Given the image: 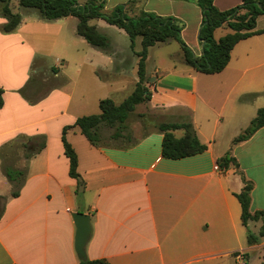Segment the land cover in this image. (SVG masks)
Masks as SVG:
<instances>
[{
  "label": "crops",
  "instance_id": "obj_1",
  "mask_svg": "<svg viewBox=\"0 0 264 264\" xmlns=\"http://www.w3.org/2000/svg\"><path fill=\"white\" fill-rule=\"evenodd\" d=\"M129 1L106 0V9ZM213 1L223 10L242 0ZM11 8L18 9L22 19L14 31L4 32L7 18L0 15V148L19 134H46L47 139L30 159L22 152L11 163L27 168L17 196H12V183L2 167L6 156L0 157V264H79L73 211L91 215L86 244L90 259L106 258L111 264H261L263 248L259 261L252 262V257L264 235L253 232L259 233L263 218L244 225L235 193L251 180V210H264V125L245 140L234 138L256 116L257 100L264 95V33L240 40L226 67L215 73L186 63L176 68L155 62L148 70L155 44L150 46L146 72L155 76L148 86L150 105L170 112L176 121L191 119L208 148L173 159L162 155L159 129L127 145L96 146L73 126L66 137L86 182L78 195V181L69 174L63 127L78 116L100 113L102 98L120 103L138 80V58L115 52V42L109 51L90 44L77 33L74 15L47 20L34 8ZM134 8L178 17L184 41L201 54L202 12L196 0H134ZM94 19L108 23L103 18L89 22ZM91 24L102 31L99 21ZM262 27L264 14L257 18L256 28ZM219 29L231 31L224 25L214 35ZM49 58L56 63L48 65ZM38 61L53 67L56 83L30 101L21 89L43 84L32 80ZM173 132L180 137L184 129ZM227 152L238 165L222 169L217 158ZM240 232L258 238L250 243L247 236V243L241 244Z\"/></svg>",
  "mask_w": 264,
  "mask_h": 264
},
{
  "label": "trees",
  "instance_id": "obj_2",
  "mask_svg": "<svg viewBox=\"0 0 264 264\" xmlns=\"http://www.w3.org/2000/svg\"><path fill=\"white\" fill-rule=\"evenodd\" d=\"M11 1L0 0V15L7 18V21L1 27L4 32L14 31L22 19L20 12L12 11ZM18 2L22 8L38 10L41 17L47 20L68 15L76 16L78 18L77 33L90 44L104 51L110 49L109 38L96 25L89 22L92 18H103L108 23L123 28L130 38L132 49L135 48L136 38L142 36V48L136 51L138 56V80L131 93L120 103H116L110 97L102 98L99 101L100 113L78 116L74 124L63 127L62 141L65 154L69 158V174L78 181L76 188L78 195L83 192L86 182L78 171V155L74 146L66 137L67 130L73 126H78L87 139L96 146L109 144L104 141V126L115 127V131L110 134V138L127 135L129 126L126 124V120L139 103L147 102L152 97L151 90L145 84L149 79L146 72V59L150 46L158 42L177 40L182 48L183 60L186 64L200 72L215 73L226 67L232 49L240 40L264 33V27L256 28L258 16L264 14V0H242L235 6L223 10L219 9L213 0H196L202 12V23L198 33V38L203 45L201 54H196L184 41L181 35L184 25L178 17L161 15L146 10H141L138 14H130L129 6L134 4V0L117 4L111 10L106 9V0H85L84 2L80 0H18ZM224 25L228 26L231 31L216 39L214 31ZM21 91L26 95V86ZM3 92L4 89L0 87V108L4 102ZM28 100L35 101L30 97H28ZM263 125L264 107H259L256 116L251 119L249 125L243 131L235 136L234 142L249 138ZM179 128L184 129V134L177 137L173 131ZM158 129L163 133L162 155L164 157L178 159L201 153L208 148V145L198 137L191 119L162 121L159 123ZM46 139V134L31 136L19 134L0 148V157L5 156L12 147H15L23 149L24 157L30 159L45 147ZM217 164L222 169H228L231 165H238V161L235 156L227 152L217 158ZM2 167L5 175L12 183V196L19 195L20 189L26 180L27 168H17L5 161L2 163ZM252 188V181L245 180L244 187L235 195L241 203L243 224L247 226L249 221L263 218L259 234L264 235V210H255L254 212L251 210ZM257 238L252 232L248 233L250 243L255 242ZM79 264L111 263L106 258H86L79 259ZM261 264H264V258Z\"/></svg>",
  "mask_w": 264,
  "mask_h": 264
},
{
  "label": "rangeland",
  "instance_id": "obj_3",
  "mask_svg": "<svg viewBox=\"0 0 264 264\" xmlns=\"http://www.w3.org/2000/svg\"><path fill=\"white\" fill-rule=\"evenodd\" d=\"M81 2H84L85 0H80ZM11 6L18 7L19 2L17 0L11 1ZM15 11L18 12V9L14 8ZM129 13L130 14H138L139 12H136L134 8V4L129 6ZM99 21L102 25V31H104L105 34L109 37L110 43H114L113 49L117 53H123L128 55H134L138 58L136 51L140 50L142 48L141 38L142 36H138L136 38V45L135 48L132 49L130 47V38L128 34L123 31L122 29H119L116 25H109L105 21H101L99 19H94L91 21V23H95ZM119 30L122 31V33H119ZM227 30L219 29L216 32V38L219 39L221 36H223L226 33ZM186 37L188 39L191 38L190 36V30L187 31ZM128 44V45H127ZM183 51L180 46V43L177 40H170L167 42H162L155 44L153 47L150 48V57L148 59V70L152 69L154 65L159 64L164 66H175L176 68H182L185 65V62L183 61L182 57ZM235 61V58L232 59V62ZM156 62V63H155ZM56 63V60L49 58L48 59V65H54ZM46 63L43 62H36L34 70H32V80L38 81L37 83L43 82L42 85H38L36 83L31 84L28 88H26L25 94L30 98L39 97L42 95L43 92H45L47 89H49L54 83H56V79L54 76V69L53 67L48 66ZM261 70V79L264 81V68H260ZM155 76H149L148 81L145 82L147 86H151L152 83L155 81ZM154 78V79H153ZM152 79V80H150ZM132 89V88H131ZM129 90V93H131L132 90ZM257 105L260 107H264V95H262L257 100ZM186 112V111H184ZM186 112L185 114H187ZM175 117L170 114V112L165 111L161 108H156L150 105L149 101L139 103L135 110L132 111L128 119L126 120V124L129 126V132L127 135L118 137V138H110V134L115 131L114 126H104V141L111 144V145H127L138 138L142 137L143 135L149 133L150 131H153L155 129H158L159 123L162 121H175ZM189 119V118H187ZM22 152L24 154L23 149L21 148H15L12 147L9 150V153L5 155L6 157H3V160H7V162H10L14 164L17 160H14L16 157L19 156V154L22 155ZM19 163V162H18ZM253 226V225H252ZM256 230V229H255ZM249 232H240V242L241 244L247 243V236ZM256 235H259L258 232ZM264 249V243L261 244L260 247L256 250L255 253H253L252 262L259 261L258 256L261 253V249Z\"/></svg>",
  "mask_w": 264,
  "mask_h": 264
},
{
  "label": "water",
  "instance_id": "obj_4",
  "mask_svg": "<svg viewBox=\"0 0 264 264\" xmlns=\"http://www.w3.org/2000/svg\"><path fill=\"white\" fill-rule=\"evenodd\" d=\"M72 218L76 226L74 239L76 253L80 259H86V244L92 233L91 215L87 212L73 211Z\"/></svg>",
  "mask_w": 264,
  "mask_h": 264
}]
</instances>
